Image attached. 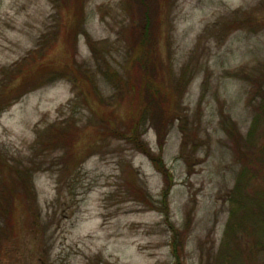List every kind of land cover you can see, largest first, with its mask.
Here are the masks:
<instances>
[{"label": "rangeland", "instance_id": "374dc122", "mask_svg": "<svg viewBox=\"0 0 264 264\" xmlns=\"http://www.w3.org/2000/svg\"><path fill=\"white\" fill-rule=\"evenodd\" d=\"M71 3L0 0V162L17 185L24 179L31 188L27 195L20 186L11 204L2 202L13 211L0 218V264H217L242 172L223 121L231 118L244 135L252 125L249 86L234 74L264 64V0H162L157 82L165 93L179 86V119L162 151L154 129L143 140L170 172L166 200L153 162L126 141L98 140L90 111L109 105L126 124L129 103L120 92L141 57L127 32L141 20L137 4L83 0L73 19ZM234 21L240 26L231 29ZM68 26L77 27V40L67 36ZM104 61L122 78L109 80ZM74 62L82 66L79 78L62 75ZM87 69L97 77L98 95L81 93ZM57 76L65 78L51 83ZM73 114L84 127L71 155L77 161L64 164L60 150L26 174L27 161L40 154L38 131L59 129ZM261 175L257 185L245 181V190L264 192V170ZM240 244L242 264H252L250 240Z\"/></svg>", "mask_w": 264, "mask_h": 264}, {"label": "trees", "instance_id": "16d2710c", "mask_svg": "<svg viewBox=\"0 0 264 264\" xmlns=\"http://www.w3.org/2000/svg\"><path fill=\"white\" fill-rule=\"evenodd\" d=\"M69 1L73 4L72 7L70 6L73 11V19H77L79 9L84 5V3L82 4L83 0ZM76 2L78 7L75 5ZM135 2L139 9L138 13L141 16V20L137 25L129 28L127 32L133 40V42L131 41L132 52H140L141 57H135L132 64L134 69L135 66L136 68L138 67L137 71L134 72L136 75H130V72L127 71L125 75L126 84L121 87L125 89H122L120 93L123 94L129 103V109L126 112V124L118 123L117 116H115L117 111L115 109H109V105H107L105 111L99 112L92 109L90 111L98 122L95 125L98 140L102 138L103 141H106L113 138L126 141L153 162L163 175L165 182L164 198L166 200L169 197L172 185L170 172L161 157L155 155L144 142L143 136L148 131V128L154 129L158 138L159 149L160 151L163 150L171 127L179 119L178 111L180 109V102L176 98V95L179 94V86L173 89L174 93L170 91L165 93L163 87L157 82L162 78L160 62L155 53L156 39L160 26L159 17L163 12L162 0H135ZM129 5L127 6L128 14L134 18L133 9ZM238 13L240 11H237ZM75 23L77 22L75 21ZM239 26V22L234 21L231 29ZM68 29L67 36L69 39L77 40L79 36L77 27L68 26ZM85 36L91 51L97 60H100L102 56L97 52L92 38L88 33ZM146 49L148 51L144 55ZM74 63L64 70L62 75H65V77L77 76L78 79L77 74L82 71V66L76 62ZM104 64L108 66L110 72V74L106 75L109 80L117 77L122 78L119 77L116 70L113 72L114 70L106 61H104ZM99 69L101 68L99 67ZM111 71L113 72L112 74ZM17 73H20V71L18 72L17 70ZM83 73H87V79L79 81L81 93L86 94L88 91L90 95L93 93L94 95H98L96 93L98 90L97 77H92L90 75L92 72L90 73L88 69L87 71H83ZM234 75L235 78L241 79L249 86L247 105L253 113V120L246 135L240 131L238 124L232 121L231 118L226 117L225 123L223 121L224 131L236 145L242 172L236 189L230 197L229 202L232 208L230 210L229 222L225 240L223 241L221 250L218 251L216 261L217 264H239L236 261L240 259L242 264V255L246 251L242 250L240 242L247 239L251 243L249 244L250 249L247 248L249 252L250 250L252 251L250 252L252 254V261L249 258L250 262L252 264H264V258H260L259 256L264 252V192L260 189L255 192H248L244 188L245 181L254 185L259 184L258 181L262 178L261 173L264 170V64L253 70L251 68L248 70H239ZM57 77H52L50 82L52 83L65 78L61 76ZM89 77L92 79H89ZM2 105L4 104L0 101V114L5 111ZM71 117L75 118V115L73 114L67 117V120L65 119L66 121L62 125L60 124L61 128L59 127V129L57 125L52 124L45 130L38 131L35 151L40 152V154L34 157L33 160L30 159L27 161L26 165L29 168L26 167L27 169L24 171L26 174L27 172L33 174L32 170L37 165L36 161L38 159L42 158L44 161L48 154L60 150L65 151L64 164L66 162L73 164L77 161L78 157L75 155L72 157L71 155L80 140V129H84V127L81 128L80 125H77ZM67 158H71V160L69 161ZM5 165V161L0 162V218H4V220L6 219L4 216L5 213H11L13 207L9 204L5 206L2 202L5 201L11 204L13 199H15L16 191L20 190V186H22L24 189L23 192L27 195L31 193V188L24 179L17 185L15 179L11 178L10 172L8 174ZM0 232H2V229H0ZM174 253L179 260L181 256L177 252V248H174ZM210 256L211 254L209 253Z\"/></svg>", "mask_w": 264, "mask_h": 264}]
</instances>
